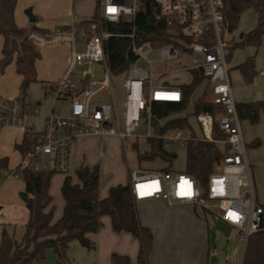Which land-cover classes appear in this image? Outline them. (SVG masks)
Wrapping results in <instances>:
<instances>
[{"label":"built area","instance_id":"obj_1","mask_svg":"<svg viewBox=\"0 0 264 264\" xmlns=\"http://www.w3.org/2000/svg\"><path fill=\"white\" fill-rule=\"evenodd\" d=\"M145 2L150 4L152 17L163 20L171 29L178 45L167 43L152 46L149 43L137 45L132 42V52L137 59L146 60L150 67L152 61L146 55L148 51L155 49L159 51L160 60L170 61L175 70L200 71L209 85L210 101L219 105L222 111L216 117L208 112L197 113L196 120L202 136L193 139L226 145L228 148L221 162L215 165L209 175L206 199L201 198V188L190 174L172 170L146 171L131 168L128 173L131 194L135 200L161 198L173 209L188 211L199 206L215 215L237 230L242 244L239 257L227 256L223 264H242L248 236L261 229L264 206L256 200L246 143L231 93L222 40V30L225 27L222 0H96V17L90 18L87 23L75 24L72 20L71 24L53 32H31L29 38L38 46L58 43L69 49L64 73L49 84L55 97L69 98V112L63 116L52 111L46 116L43 131L39 133L40 138L31 150L22 154L17 170L8 172L1 169L0 173L17 176L25 168L35 171H64L69 165L70 146L75 138L87 134L99 137L110 134L124 142L126 138L137 136L136 130L142 119H145L149 130L145 137L153 136L150 132L152 102H179L182 99L181 90L164 82L155 84V75L151 69L132 67L133 63L120 82L124 89L123 100L116 103L110 81L112 74L102 46L103 40L110 33L99 29L100 19L117 22L126 18L134 21ZM110 9L113 11H109ZM186 56H190L191 64L178 68L177 61ZM82 63L101 66L103 79L99 81L100 87H108L110 101H91V96L99 89L94 88L98 81L92 77L77 89L76 82L70 77L73 69ZM157 93L177 96L174 97L175 100H162L157 98ZM23 111L22 104L17 100H0V125L19 126L24 133L33 132L30 122L24 121ZM173 133L160 136L164 146L182 140L178 137V131ZM188 139L191 138L184 142ZM205 200L213 201L215 207L205 205Z\"/></svg>","mask_w":264,"mask_h":264},{"label":"trees","instance_id":"obj_2","mask_svg":"<svg viewBox=\"0 0 264 264\" xmlns=\"http://www.w3.org/2000/svg\"><path fill=\"white\" fill-rule=\"evenodd\" d=\"M17 0H0V36L2 37L0 69L14 61L15 71L21 76L19 89L22 96L29 85L37 81L35 62L40 58L38 46L29 38L33 31L43 32L30 23L27 27H18L14 20V9ZM248 8L257 12L256 27L242 35L238 45H259L264 37V0H222V14L224 25L233 28L240 14ZM96 17V13L92 18ZM82 20L81 23H87ZM100 30L110 33L103 40L102 46L108 69L112 75L127 74L137 56L132 52L131 44L149 43L161 46L167 43L178 45L171 29L163 20H155L151 15L150 4L145 2L137 13L134 21L122 18L117 22L100 19ZM132 35V36H131ZM242 78L251 80L254 74L253 59L248 58L238 65ZM192 80L182 84V99L179 102L153 101L151 106L154 133L147 138L148 150L137 153L138 160H151L155 157L167 163L164 170L169 171L175 158V153L163 145L160 138L168 130L183 129L187 126L185 117H170L184 110L190 93L203 79L198 70H191ZM238 117L255 123L258 112L264 108L263 101L235 103ZM23 109L27 105L23 101ZM219 105L199 97L194 101V113L208 112L216 117L221 113ZM169 117V118H168ZM165 119L159 125L158 120ZM40 138L39 133L25 132L22 140L15 144V148L24 154L31 150L33 144ZM184 171L190 174L201 188V198L206 199V185L209 175L217 163L221 162L226 145L208 142L200 139H188L185 142ZM6 158H0V170L6 169ZM53 169L35 171L23 169L21 177L24 188L19 197L28 210V219L20 241H16L13 233L5 227L0 234V264H32L42 260L47 249H52L57 264H66L67 249L72 240H77L87 249L94 248L90 234H95L101 226V216L110 217L112 229L116 232L127 231L139 241L137 262L148 264V257L152 249L153 235L151 230L141 224L138 218L136 200L130 191V184H116L108 189L105 197L99 196L100 170L98 165L88 167L80 165L75 170L78 182H72L71 176L66 175L61 194L64 199L61 216L52 222V197L49 184ZM110 264H131L127 255L112 253ZM242 264H264V211L261 218V229L250 234L245 243Z\"/></svg>","mask_w":264,"mask_h":264},{"label":"rangeland","instance_id":"obj_3","mask_svg":"<svg viewBox=\"0 0 264 264\" xmlns=\"http://www.w3.org/2000/svg\"><path fill=\"white\" fill-rule=\"evenodd\" d=\"M29 0H23V4ZM22 2V1H21ZM94 2L96 0H52L51 6L46 10V14L43 16V23L46 25V30L53 32L55 29H62L63 25L56 24L54 21L57 20L59 15L65 13V17L68 23L71 24L70 18L74 14L77 17L89 18L94 13ZM96 5V3H95ZM31 7L18 6L15 9V13L21 15L22 20H26L25 9ZM33 13V11H32ZM15 14V15H17ZM17 16V17H18ZM15 18V17H14ZM16 20V19H15ZM54 20V21H53ZM77 20V19H76ZM20 22L17 19V24ZM78 24L77 22H74ZM29 23L25 27H27ZM257 25V12L253 8L245 9L239 16L236 25L233 28L224 27L222 30V40L224 42V50L226 55V63L228 67L229 81L231 86V93L235 103L250 102V101H263L264 102V37L259 45H238L237 43L241 40L243 34L253 30ZM1 38V36H0ZM56 44H48L40 47L41 58L36 62V74L37 81L32 82L26 93L22 96L18 83L19 75L16 73L14 68V61L9 62L3 69H0V85L2 89L7 88L6 91H14V94L3 93L0 91V100L12 101L17 100L20 104L23 101L27 105V110H24V121H29L33 132L41 133L44 128L45 117L48 116L52 111H56L59 115H67L69 112V98L55 97L48 86L43 81H55L64 72L56 75V72L60 65H66L68 63L69 53H65L62 48L55 46ZM38 46V45H36ZM55 46V47H53ZM1 49V47H0ZM53 57V58H52ZM147 59L151 60V67L146 60L138 58L132 67L139 69H146L153 72L154 83H161L164 81H170L174 83H190L192 80V74L190 71L179 69L175 70V66L170 61L160 60L159 51L152 49L148 51L146 55ZM252 58L254 65V74L248 82L242 78V74L238 65L243 63L246 59ZM65 63V64H64ZM178 68L184 65L189 66L191 64L190 56H186L183 60L177 61ZM95 71L93 78L98 81L94 85V88L100 86V82L103 79V73L99 64H93ZM12 75L9 76V72ZM78 75V72L75 71ZM126 77L125 74L111 75L110 81L112 86V92L116 103L121 102L124 97V89L121 86V81ZM75 76H71V80H75ZM18 79V80H17ZM205 86V81L201 80L189 95L188 102L183 111L177 113L182 116H186L188 125L179 131L178 137L181 141H175L174 144L167 146L168 150L175 153V158L172 161L171 168L183 171L185 167V139L191 137H201L202 132L199 123L196 120L194 113V101L201 93ZM146 98V97H145ZM144 98V99H145ZM91 101L102 102L110 101L108 87H102L98 89L92 96ZM141 125L137 128L136 132L138 138H126L121 143L120 139L116 135L106 134L102 141V155L101 162L99 163L102 167L100 173V185L110 179L111 175L121 174L123 171L129 173L131 168H137L141 170H156L164 168L165 163L158 157L154 159L138 160L137 153H143L148 150L149 146L147 140L143 137L148 130L144 120H141ZM120 125L121 121H120ZM11 127L10 125H0V134L4 127ZM122 128V126H120ZM240 127L242 131L243 139L246 143V155L251 168V175L254 185L255 196L257 203L264 206V108L258 112V120L255 123H250L247 120L240 121ZM23 130V129H22ZM175 134V133H173ZM19 159V152H12L8 156V172L16 171V162ZM98 164V160L96 161ZM84 165V164H83ZM79 166H72L69 169L70 174L75 176V170ZM63 173V172H59ZM12 176V175H10ZM18 178L9 177L7 174L0 177V185L3 182H9L10 179L15 180L13 184H19L22 182L21 173H18ZM5 193H0V200H4ZM204 204L214 208L215 203L213 201L205 200ZM212 222L215 225H219L229 238L238 239V232L235 228L225 225L217 217H211ZM13 237L16 241H20L23 233V226L16 225L13 229ZM94 251V248L90 249ZM223 250L218 249L211 257V261L217 264H223L225 259L222 255ZM90 253L87 248L82 246L77 240H72L67 250L66 264H88V255ZM240 249L236 257H239Z\"/></svg>","mask_w":264,"mask_h":264},{"label":"crops","instance_id":"obj_4","mask_svg":"<svg viewBox=\"0 0 264 264\" xmlns=\"http://www.w3.org/2000/svg\"><path fill=\"white\" fill-rule=\"evenodd\" d=\"M22 1V2H21ZM52 0H29L27 3L23 4V0H17L15 9L18 6H27L32 5L31 11L36 16V21L34 22L35 26L41 29L46 28L45 23H43V16L47 15L46 10L50 8ZM67 2V0H66ZM96 2H94V12L96 11ZM14 9V20L18 27H25L27 23L30 24L27 18L26 20L21 19L19 13H15ZM93 12V13H94ZM17 14V15H15ZM65 13L59 15L57 20H53L56 24H61L63 27L68 23V20L64 16ZM18 16V17H17ZM85 17H77L72 14L70 21L81 22L82 20H89ZM17 19L20 22L17 24ZM77 19V20H76ZM2 37L0 38V47L2 46ZM66 53H69V49L64 44H57ZM53 46V47H55ZM41 46H38L40 49ZM81 47V45H78ZM40 51V50H39ZM1 57V49H0ZM41 58V56H40ZM39 58V59H40ZM53 58V57H52ZM37 59L36 62L39 60ZM35 62V68H36ZM14 63V62H13ZM65 64V63H64ZM87 65L85 63L78 64L72 71L71 76H75V82L77 89H80L86 79L85 76L89 74V77L94 76V65L87 66V70H84L83 66ZM15 68V65H14ZM66 65H60L56 75H59L65 71ZM75 71L78 72V75L75 74ZM178 71V70H176ZM188 71V70H187ZM9 72V76L12 75V72ZM64 73V72H63ZM19 75V74H18ZM19 83L21 76L19 75ZM18 80V79H17ZM95 80V79H94ZM205 86L201 93L198 95L197 99L201 96L210 100L209 85L205 79ZM96 81V80H95ZM51 81H43V83L49 87ZM166 85H172L181 90V85L186 83H174L170 81H164ZM188 84V83H187ZM102 88L99 86V89ZM7 88L2 89L0 85V91L4 94L9 93V95L14 94V91H6ZM182 92V90H181ZM114 97V96H113ZM110 100V95H109ZM123 100V99H122ZM121 100V101H122ZM108 102V101H102ZM170 117H185L179 114L171 115ZM196 117V115H195ZM169 118V117H168ZM144 120L145 123V119ZM165 119L158 120V124H163ZM186 123L187 118H186ZM146 124V123H145ZM141 125V123H140ZM139 125V127H140ZM147 126V125H146ZM138 127V128H139ZM182 129L168 130L162 135L172 134L173 132H179ZM150 132L152 135L157 136V133L153 131V125H150ZM39 133V132H34ZM23 130L19 126L4 127L0 134V158H6L8 168V156L12 152H19V159L16 162L18 166L22 153L18 151L14 146L16 143H19L23 137ZM137 139L139 136L136 132ZM105 136L99 137L94 134L81 135L75 138L70 146V160L69 165L64 171H55L51 178L49 184V193L52 197V222L56 221L63 212L64 199L61 194V185L66 175L71 176L72 182H78L77 178L70 174L69 169L72 166L86 165L92 167L94 165L99 166L100 173L102 172V167L100 166L101 155H102V141ZM146 140L145 135L143 136ZM196 138V136L191 135L189 138ZM121 141V140H120ZM121 143H123L121 141ZM167 147V146H165ZM98 160V164L96 161ZM164 162V161H163ZM167 166V163L164 162ZM165 166V167H166ZM155 170V169H154ZM164 170V168L156 169ZM172 171H179L177 169L171 168ZM147 171V170H146ZM150 171V170H149ZM152 171V170H151ZM184 171V169H183ZM63 172V173H59ZM12 178H18L17 176H10ZM0 177L2 174L0 173ZM15 180L10 179L9 182H3L0 185V193H5L4 202L0 200V233L5 227L10 232H14V226L22 225L24 229V224L28 219V210L25 207L24 202L19 197V192L24 188V183L19 182V184H13ZM129 182V178L126 172L121 174L111 175L108 181L101 184L99 187V196L101 198L105 197L108 193L109 187L116 184H125ZM257 200V199H256ZM138 218L141 224L147 226L153 235L152 249L148 257V264H217L214 261H211V257H214V254L218 249L223 250L222 255L224 259L227 256L236 257L238 250H242V244L239 239L229 238V235H226L219 225H215L214 221L212 222L211 217L215 216L207 213L203 208L195 206L193 210L184 211L183 209L171 208L164 199L161 198H147L142 200H136ZM216 217V216H215ZM218 220H220L217 217ZM222 221V220H221ZM101 226L95 234H90L89 237L94 243V251L87 249L90 253L88 255V264H110L111 254L119 253L127 255L130 259L131 264H139L137 262V253L139 249L138 238L135 237L132 233L127 231L116 232L112 229L110 217L108 215L101 216ZM223 222V221H222ZM224 223V222H223ZM225 225H228L224 223ZM223 235L225 239V244L222 248L219 247V237ZM70 244V243H69ZM69 247V246H68ZM68 250V249H67ZM32 264H57L56 256L52 249H47L45 257L42 260L34 261Z\"/></svg>","mask_w":264,"mask_h":264},{"label":"water","instance_id":"obj_5","mask_svg":"<svg viewBox=\"0 0 264 264\" xmlns=\"http://www.w3.org/2000/svg\"><path fill=\"white\" fill-rule=\"evenodd\" d=\"M24 12H25V14L28 18V21L30 23H34L36 21V16L32 13L30 7L26 8ZM83 68H84V70H87V65H84ZM88 78H89V74H87L85 76V79H88ZM224 244H225V239H224L223 235H221L219 237V247L222 248L224 246Z\"/></svg>","mask_w":264,"mask_h":264},{"label":"bare ground","instance_id":"obj_6","mask_svg":"<svg viewBox=\"0 0 264 264\" xmlns=\"http://www.w3.org/2000/svg\"><path fill=\"white\" fill-rule=\"evenodd\" d=\"M176 94H169V95H164L162 93H157V98L162 99V100H175Z\"/></svg>","mask_w":264,"mask_h":264},{"label":"snow or ice","instance_id":"obj_7","mask_svg":"<svg viewBox=\"0 0 264 264\" xmlns=\"http://www.w3.org/2000/svg\"><path fill=\"white\" fill-rule=\"evenodd\" d=\"M109 11H113L112 9H110Z\"/></svg>","mask_w":264,"mask_h":264}]
</instances>
